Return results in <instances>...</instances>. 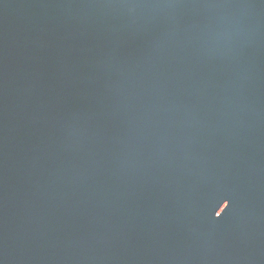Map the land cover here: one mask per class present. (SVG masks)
<instances>
[{"label": "water", "instance_id": "water-1", "mask_svg": "<svg viewBox=\"0 0 264 264\" xmlns=\"http://www.w3.org/2000/svg\"><path fill=\"white\" fill-rule=\"evenodd\" d=\"M0 264H264V0H0Z\"/></svg>", "mask_w": 264, "mask_h": 264}]
</instances>
